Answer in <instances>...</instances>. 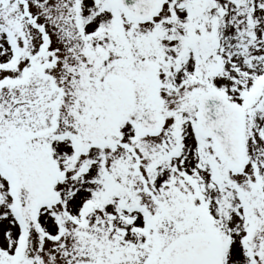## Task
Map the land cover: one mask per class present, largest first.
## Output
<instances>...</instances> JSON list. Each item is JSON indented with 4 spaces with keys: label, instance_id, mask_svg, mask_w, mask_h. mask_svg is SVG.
<instances>
[{
    "label": "snow or ice",
    "instance_id": "obj_1",
    "mask_svg": "<svg viewBox=\"0 0 264 264\" xmlns=\"http://www.w3.org/2000/svg\"><path fill=\"white\" fill-rule=\"evenodd\" d=\"M0 264H264V0H0Z\"/></svg>",
    "mask_w": 264,
    "mask_h": 264
}]
</instances>
